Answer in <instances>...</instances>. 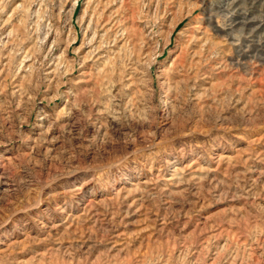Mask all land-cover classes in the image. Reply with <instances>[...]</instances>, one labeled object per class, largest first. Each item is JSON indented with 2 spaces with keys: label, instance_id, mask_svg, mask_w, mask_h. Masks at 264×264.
Instances as JSON below:
<instances>
[{
  "label": "rangeland",
  "instance_id": "374dc122",
  "mask_svg": "<svg viewBox=\"0 0 264 264\" xmlns=\"http://www.w3.org/2000/svg\"><path fill=\"white\" fill-rule=\"evenodd\" d=\"M0 264H264V0H0Z\"/></svg>",
  "mask_w": 264,
  "mask_h": 264
}]
</instances>
